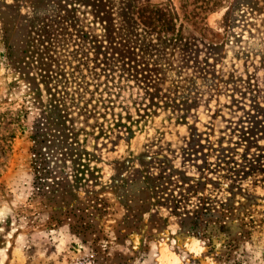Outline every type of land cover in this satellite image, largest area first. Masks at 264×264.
<instances>
[{
	"label": "rangeland",
	"instance_id": "obj_1",
	"mask_svg": "<svg viewBox=\"0 0 264 264\" xmlns=\"http://www.w3.org/2000/svg\"><path fill=\"white\" fill-rule=\"evenodd\" d=\"M97 1L0 0V264H264L260 0L212 13L207 0H130L166 9L176 44L126 25V0ZM72 16L77 46L43 34ZM39 55L83 74L136 59L155 114L132 134L72 137L47 108ZM123 84L131 106L139 90Z\"/></svg>",
	"mask_w": 264,
	"mask_h": 264
},
{
	"label": "trees",
	"instance_id": "obj_2",
	"mask_svg": "<svg viewBox=\"0 0 264 264\" xmlns=\"http://www.w3.org/2000/svg\"><path fill=\"white\" fill-rule=\"evenodd\" d=\"M225 1L207 0L200 4L198 10L212 13L222 6ZM97 2L99 4L100 0ZM259 2V15L262 17L263 33L258 38L257 55L264 64V0ZM99 5L101 6V4ZM123 7L122 18L126 25H130L132 21L135 22L134 16L139 19L145 28L155 33L161 43L176 44L178 40L180 42L184 40L178 34L171 37L165 35L166 32L173 31L175 28L173 17L169 15L166 9L154 6L135 8L130 0H126ZM200 12L196 13L197 16ZM74 23V16L52 20L50 24L44 26L43 34L48 35V38L54 40V43L67 42L62 45L63 47L72 41L74 43L66 48L77 46L76 40L85 39L86 34L83 32L79 37L77 34L74 33V35L67 31L73 28ZM179 28L182 29L183 26L179 25ZM210 33V36L216 35L211 30ZM73 36H76V39ZM61 37L65 38L60 40ZM31 53H33L32 50H30ZM67 53L72 56L77 54L71 51H67ZM83 56L87 58L86 55ZM61 57H64V59H60ZM55 58L50 56L45 57L43 60L39 55L34 63L39 71L40 83L47 93V108L50 115L53 116L55 123L63 126L65 131L72 137L77 138L79 135L89 133H96L99 137H105L113 129L120 127L125 128L128 133L132 134L134 131H139L142 127H145L149 119L155 114L153 108L156 104L153 101L150 87L148 84H143L137 77L142 73L139 71L138 65H135L136 59L129 57L128 61L123 59L120 61L118 58L112 60L113 57L111 59V57L105 56L104 59H96L94 68L86 67V74H83L81 68L76 65L73 66L72 61H69L65 55L56 56ZM47 60H49V63ZM97 61L99 63L96 64ZM118 61L121 62V65L119 70L115 71L114 66ZM142 78H145L144 75H142ZM130 79H134L135 86L139 90L136 93L137 98L135 100L130 99L133 110L130 105L126 104L121 95L122 91L129 87L123 82L130 81ZM145 100L148 101V104L144 103ZM4 118V116H0V121H3Z\"/></svg>",
	"mask_w": 264,
	"mask_h": 264
}]
</instances>
